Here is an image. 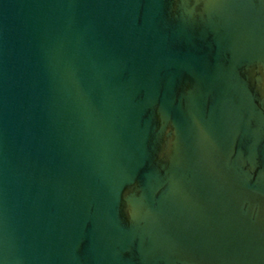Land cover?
Segmentation results:
<instances>
[{"label": "water", "instance_id": "1", "mask_svg": "<svg viewBox=\"0 0 264 264\" xmlns=\"http://www.w3.org/2000/svg\"><path fill=\"white\" fill-rule=\"evenodd\" d=\"M0 264H264V0H0Z\"/></svg>", "mask_w": 264, "mask_h": 264}]
</instances>
